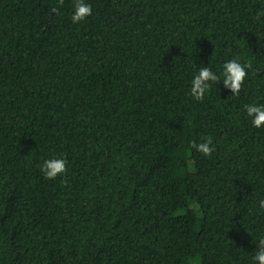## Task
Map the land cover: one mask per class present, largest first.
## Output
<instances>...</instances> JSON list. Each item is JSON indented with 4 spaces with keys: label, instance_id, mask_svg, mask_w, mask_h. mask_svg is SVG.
I'll return each instance as SVG.
<instances>
[{
    "label": "trees",
    "instance_id": "1",
    "mask_svg": "<svg viewBox=\"0 0 264 264\" xmlns=\"http://www.w3.org/2000/svg\"><path fill=\"white\" fill-rule=\"evenodd\" d=\"M85 2L73 23L75 0H0V264H258L264 0ZM202 66L220 81L198 101Z\"/></svg>",
    "mask_w": 264,
    "mask_h": 264
},
{
    "label": "clouds",
    "instance_id": "2",
    "mask_svg": "<svg viewBox=\"0 0 264 264\" xmlns=\"http://www.w3.org/2000/svg\"><path fill=\"white\" fill-rule=\"evenodd\" d=\"M60 5H63L64 0H58ZM51 12L58 13L59 8L54 7ZM92 14V7L86 3L85 0H75V10L72 14L73 23H79L84 21L88 16ZM264 16V10L260 11L256 15V20H260V17ZM252 68L251 61L246 63L239 62V58H233L228 60L223 65V84L233 95H238L242 89V85L247 78L248 70ZM209 81L218 82L220 76L214 73L210 67H201L199 72L194 76L191 82L190 94L198 101L204 99L205 93L211 88ZM248 117L251 118V122L256 128L264 126V104H247L244 106ZM201 143L197 144L195 140L190 142V147L204 154L210 156L215 150L213 145V138L206 136L202 138ZM68 161L65 157H53L44 161L41 165V171L44 173L46 179H55L58 176L67 172ZM261 209H264V200L259 202ZM254 260L258 264H264V238L259 240L258 248Z\"/></svg>",
    "mask_w": 264,
    "mask_h": 264
}]
</instances>
